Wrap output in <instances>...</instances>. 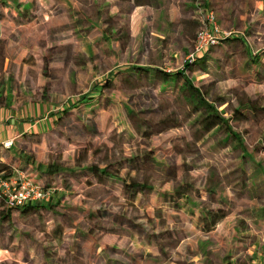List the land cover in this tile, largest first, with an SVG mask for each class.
I'll list each match as a JSON object with an SVG mask.
<instances>
[{"label":"crops","instance_id":"crops-1","mask_svg":"<svg viewBox=\"0 0 264 264\" xmlns=\"http://www.w3.org/2000/svg\"><path fill=\"white\" fill-rule=\"evenodd\" d=\"M192 1L151 0L149 6L136 8L140 10V27L143 29L146 25L153 26L152 35L155 37V46L159 51H166L177 37H180L184 44L188 37H192V30L199 26L197 20L190 17ZM259 1L264 3L261 0H255V6L258 4V8L262 9V4L259 7ZM3 2L6 5L0 7V165H10L12 158H18L11 166L12 175H15V172L20 170L17 166L20 164L19 158L24 155L19 148L22 141L30 144L33 135L37 133L36 137H40V143H45L40 145L43 148L48 147L45 137H48L51 124H54L53 129L69 125L62 126L56 122L62 119V112L69 107L52 114L51 118L48 117L49 112L45 104L56 101L59 97L63 99L65 96L51 89L52 83L41 76L42 61L47 59V66L50 68H66L70 72L73 86L79 84L81 65H84L80 58V55H83L82 50L94 51V49L109 48L114 43L111 40L105 43L99 40V36L104 34L106 28L104 21L100 23L102 29L97 30L93 23L85 18L82 19L81 15L87 11L93 14L96 10V13L94 12L96 15L113 11L117 8V2L115 0H3ZM258 16L256 23L248 28L252 34H255L258 25L263 24L260 21L264 18V11ZM91 24L94 29L89 31ZM43 25H46V28L42 30ZM26 34L34 36L30 44L25 43L23 46V38H26ZM142 34L140 33L141 36ZM233 39L240 40L241 43L228 41L230 46L223 42L222 48L209 49V51L212 49L216 51L225 63H229L231 72L226 76L216 72L213 75L206 74V80L202 82H194L182 71L171 68L162 70L164 66L162 61L154 60H147L148 62L141 68L146 71L140 72V80L145 83L149 81L155 84L160 83L158 91H162L161 95L173 100L171 106H168L173 110L183 109L181 123L176 117L174 121H178L172 122L170 128L173 146L169 150H158L175 158L163 160L138 157L140 173L157 174L163 182L166 180L167 185H161L159 188L144 185L145 191L140 193V197H137L135 201H129L121 182L125 181L124 173L135 172V169L120 172V179L95 176L87 184V177L80 171V168H84L87 164H81L79 159L76 161L78 163H75V158L62 157L60 162L64 163V167L68 169L65 180L57 179L60 175L46 173L44 175L49 185L61 188L60 183L64 182L65 189H58L56 192V189H51L50 186L47 189L49 194L46 201L29 209L9 210L0 207V264H137V262L140 264V254H143L142 259L151 255L153 258L160 259L163 254L140 251V248L130 244L131 240L138 244L141 238L144 244L145 240L150 239V243L161 244L172 241L178 233L183 235L179 245L195 240L197 237L212 236L213 239L219 240V243L229 241L230 250L226 257L233 261L230 264H241L244 258L247 261L243 264H264V158H257L248 151L246 137L250 130L243 127L246 131L243 134L244 148L237 151H233L231 147L224 144L226 134H223V130L215 129L197 140L189 131L193 117H188V113L197 98H204L210 103L212 99H219L223 107L229 105L236 97L237 103L233 109H237L247 99L264 94V85L252 78L251 69L248 68L253 61L264 62V51L257 54L256 58L250 56L251 59H246V42L241 36L230 38V40ZM66 47L70 51L69 60H66L64 55ZM241 50L245 54L238 55ZM94 54L84 53L88 65L95 64ZM125 71L129 70L115 74ZM29 73L35 74L36 77L33 79ZM163 74L166 76L165 80H163ZM94 76L90 75L92 81ZM34 80L42 83L40 90L37 89L40 97L38 95L36 97L41 103V111L45 112V116L39 121L31 122L30 105L18 110V102H11L8 105L4 100L7 96L13 99L18 96L27 99L31 96L32 90L25 85H33ZM106 80L114 81L118 80V77L111 75ZM225 82H229L226 87L230 95L228 97L219 92L220 85ZM248 83L259 89L245 93ZM191 86L196 88V93ZM43 90L44 95H42ZM145 90L144 88L140 91ZM93 95L95 96L96 93ZM94 96L85 98L93 101L99 99V102L104 105L102 114L113 119V113L117 114V104L108 98L101 101L100 94L97 97ZM238 96L240 98H237ZM182 99L186 100V104L180 106ZM77 101L76 104L72 103L73 107L76 106L73 111L82 100ZM163 102H169V100L164 99ZM190 104L191 108H189ZM113 105L115 109L112 108ZM244 112L249 113L247 109H244ZM50 120L51 124H49ZM248 123L257 122L250 120ZM71 124L81 127L75 123ZM117 131H120V134H117L114 139L118 141L120 137L127 139L133 136L132 126H122L117 128ZM6 143H12V145L4 148ZM82 143L73 142L74 147H80ZM119 143L122 142L119 141ZM76 144L79 145L76 146ZM194 146L195 148H191ZM96 147L97 144L89 151L92 153ZM49 153L51 154L50 150L47 151L46 158L36 157L43 170L54 160L50 158ZM58 153L61 152L58 151ZM244 156L246 158H243ZM120 161L122 160L118 162ZM88 162H91V158ZM79 163L82 167L76 165ZM68 164H72V167ZM97 180L110 192L116 203L108 202L105 207L91 209L86 207V200L74 202L69 206L68 211L75 215L77 220L72 224V228L67 230L60 214L54 212L59 208L67 210L62 207L63 202L68 201L69 193L66 189L81 193L94 187ZM133 185L138 184L133 183ZM125 205L137 208L136 215L132 217L124 215L120 211V206ZM218 209L223 210L220 211L222 219L211 231L201 232L199 224L205 213ZM114 215L124 221L119 224L121 220L114 219ZM155 215L159 220L166 221L170 227L168 231L160 234L153 231V234H149L151 225L147 223ZM127 222L135 224L136 228L142 226L145 232L140 233L138 229H129ZM152 224L157 225L158 222H152ZM122 241H124L123 244H121ZM134 259L136 263H133Z\"/></svg>","mask_w":264,"mask_h":264},{"label":"rangeland","instance_id":"rangeland-1","mask_svg":"<svg viewBox=\"0 0 264 264\" xmlns=\"http://www.w3.org/2000/svg\"><path fill=\"white\" fill-rule=\"evenodd\" d=\"M115 1L117 2V8L113 9V11H105L103 13H98L97 15L94 14V12L96 13V10L93 11V14L91 12L88 13L87 11V13L81 15V18H85L89 22L93 23L96 26L95 28L99 30V28L102 29L100 23H103V21L109 20L112 16L126 14L130 18L129 36L126 39H120L118 41L111 40L114 42L112 43V47L110 46L111 48L104 47L99 50L94 49V51L89 49L82 50L83 55H80V58H82L81 60L84 62V65H81L80 83L75 86H73L70 72L67 71L66 68H50L47 66V59L42 61L43 67L41 70V76H43L44 80L47 79L52 83L51 89H54L55 92H58L59 94L63 93L65 96V99H61L59 97L58 100L55 99L56 101H49L45 104V107L49 112V118L53 116L52 114H56L63 108L72 107V103L75 102L76 104V102H78L77 100H83L85 97L90 96L93 97L94 93H96L94 97H97L100 94L102 97L101 101H105V98H108L110 101L115 102L118 106L116 110L117 114L115 115L113 113V119L109 118V116L105 114H101L96 119V122L87 123L89 129L91 126L98 127L99 134L96 137L89 135L84 128H79L77 125H72L71 123H69L68 127H56L53 129L54 124H51L50 120L49 124H51L52 127H50L48 137H45V141H48V147L46 146L43 148L40 145L45 143H40V137H36L38 134L35 133L31 139L32 141H30V144L26 143V141H22L20 143L19 148L22 149L21 151L24 155L30 157L31 152V156L35 159L36 157L46 158L47 151L50 150V158H56L59 156L61 158L82 159V155L86 154L87 159L93 158L95 161H97V159L101 160V164L103 166L118 162L119 160L134 157L162 158L163 160L166 158H175L172 155H166L158 151L159 149L169 150L173 146L170 128L167 130L164 129L162 121L168 117L171 124L172 122H177L178 120L181 123L180 119L183 118V114H181L183 109L177 108V110H173L172 107L166 104H161V100L154 97L156 95V91H153V89L150 88L145 91L128 89L116 90L113 88L106 89V79L110 78L111 75L116 76V72L127 69H133V72L136 75L140 69L143 68V64L148 62L147 60H154L158 62L162 61L164 65H161L163 66L161 68L162 70L163 68H171L176 69L179 72L182 71L194 82H202L206 80V74L213 75L216 72H219L225 76L229 75L231 72V70H229V63H225L222 57H220V54L216 51L214 52L213 49L204 52V54L200 58H197L191 65L188 63V57L194 50L193 47L195 45L196 31L204 25L209 28L212 33L217 36V38H219V43L214 47V49L222 48L221 46L224 42L223 39L241 36L247 45L245 51L246 59H251L250 56L252 58H256L257 54L264 51V18L260 21L263 24L256 27L255 34L248 31L249 26L256 23L257 16L264 11V3L260 1L259 7L260 4H262V9L258 8V4L255 6V0H193L190 4V17L197 20L199 26H196L195 30H192L193 35L192 37H188L185 44L182 40H180V37H177L166 51H159L156 48L155 37L152 35L153 26L146 25L143 29L140 27V10L131 8L130 0ZM199 8L201 9V14L198 11ZM210 13L214 15V22L209 24L206 21V16ZM92 15L94 17H92ZM202 19L205 20L204 25L201 24ZM89 26V31L94 29L92 24ZM43 28H46V25L42 26V30ZM42 30L40 32H42ZM140 33H143L142 36ZM33 36V34H26V38H23L22 45L24 46L25 43L30 44L33 40ZM39 36L41 37V35ZM99 38V40L103 43L108 41L103 40L102 36H99ZM38 42L40 43L39 37ZM84 53L89 55L95 53V64L88 65V62L86 63L85 60L87 57ZM245 53L241 50L238 55ZM29 74L28 78H30ZM30 75L33 79L36 77L35 74ZM90 75H95L93 81L91 80ZM41 84L42 83L34 80L33 85H25V87L29 90H32L30 93L31 96L27 99H23V97L21 98L20 96L13 99L11 96H7L4 101L8 105L11 102H18V110L24 109L30 105L32 108V113L29 117L31 118L30 121H39L45 116V112L42 113L41 111V103L36 97L37 95L40 97V93L37 92V89L40 90L39 87ZM228 84L229 82L221 84V90H219V92L226 97L230 96L228 88H226ZM199 86L200 85H198V87ZM191 89L194 93L197 92L196 88L193 86H191ZM257 89L259 88L248 83L244 92L250 93ZM42 95H44V90L42 91ZM237 98H240V96ZM185 101L186 100L182 99L180 101V106L185 105ZM236 103L237 100L235 97L229 105L218 108L226 117H230L231 110L236 106ZM194 104H192V106ZM112 108L115 109V105H113ZM189 108H191V104ZM124 109H126V113H124ZM175 118L178 120L174 121ZM60 122L68 123L66 119L63 121L61 120ZM126 125L133 127V136L132 138L130 137L127 139L120 137L119 141L122 143H119L118 140L114 139L117 134H120V131H117V128ZM143 126L148 127V129L152 132V134L146 138L140 135V130ZM244 127L250 130L249 135L247 137L245 136L248 142V151L253 156L256 155L257 158H264V120L257 123L245 124ZM71 139L73 142H83L82 144H85L88 147V150L85 152L83 149V146L85 145H81V147H74L75 144L70 142L72 141ZM135 139H138L139 141ZM32 144H35L36 146L34 147ZM96 144L97 147L94 150H96L97 155L94 156L91 151H89V146H96ZM78 145L79 144H76V146ZM191 148H195V146ZM58 151L61 153L59 154ZM26 152H28L29 155L28 153L26 154ZM98 157L101 158L99 159ZM13 159L17 160L18 158H12V160ZM76 161L77 160H75V163ZM37 162L39 163L38 158ZM17 166L22 167L23 170L25 168V165L22 166L19 164ZM68 166L72 167V164H68ZM38 167L39 170L33 165L32 169L35 171L38 170L36 171L37 180L40 182L42 187L44 186V190L49 189L50 186L51 189L55 188L56 192H58V189H65L64 182L60 183L62 186L61 188L48 185V181H46L45 175L42 169H40L41 167ZM23 173L26 172L23 171ZM123 176L125 181L133 182L139 186L145 185V187L159 188L161 185H167L166 180L163 182V179H161L159 175L152 173L143 174L140 173V169L138 171L135 170V172L124 173ZM66 191L69 193L67 194L68 201H64L62 207L67 210L59 208L58 211L54 212L60 214L67 230H70L72 228V224L77 220V217L68 211L69 206L74 202L86 200V207L91 209L105 207L108 202L112 204L116 203V200H113L110 192H108L98 180L94 187L81 193L70 192L67 189ZM120 211L128 217H132L136 215L137 208L125 205L120 206ZM152 222H158V224L153 225ZM147 224L151 225L149 234H153V231L160 234L161 232L168 231L170 229L166 221L159 220L157 215H155L153 219H149ZM148 240H145L146 243L143 244L140 238L141 242L138 244H136V241L133 240H131L130 244H134L136 248H140V251L157 254L156 244L150 243V239ZM123 242L124 241H122L121 244H123ZM228 250H230L229 241L228 243H219V240L213 239L212 236L208 238L197 237L195 240L180 244L171 252L168 251L167 255H162L160 260H162V264H230V262L233 261L226 257ZM242 261L243 262H240L241 264L246 263L247 259L244 258Z\"/></svg>","mask_w":264,"mask_h":264},{"label":"trees","instance_id":"trees-1","mask_svg":"<svg viewBox=\"0 0 264 264\" xmlns=\"http://www.w3.org/2000/svg\"><path fill=\"white\" fill-rule=\"evenodd\" d=\"M264 2V0H261ZM151 3V0H130L131 8H140V7H146L149 6ZM6 5L3 0H0V7H4ZM129 22L130 18L126 14H119L116 16H112L109 20H105L104 24L106 25V28L104 30V34L102 35L103 40H122L126 39L129 36ZM86 31V30H85ZM224 43L228 44V41L241 43L240 40L233 39L230 40L228 38L223 39ZM100 42V41H99ZM230 46V45H229ZM64 55L66 60L70 59V51L66 47L64 50ZM248 67V66H247ZM251 70L252 78L257 81L260 84L264 85V62H261V60L253 61L252 64L248 67ZM134 70H129L122 72L121 74H116L115 77H119L118 80H107L105 81V88L106 89H128V90H141V89H153V91H156V95L154 97L159 98L161 101V104H166L171 106V100L169 97L162 96L161 92L158 91V85L160 83L155 84L154 82L149 81L148 83L143 82L140 80V72L146 71L144 69H140V71L135 75L133 72ZM166 78L165 74H163V80ZM164 99H168L169 102H163ZM195 104L192 106L191 110L188 113V117H193V121L189 125V131L190 134L194 137L195 140L201 138L207 133H210L211 131L215 129L223 130V134H226V137L224 139V144L228 147H231L233 151L241 150L244 148V140H243V134L246 133V131L243 129L244 124H246L248 121H254V122H260L264 120V94H259L255 97H252L250 99H247V101L244 103L242 102L237 109H233L230 117H226L224 113L218 108L221 107V103H219V99H212L211 103L205 100L204 98H197V100L194 102ZM76 107V106H75ZM75 107H69L68 109L64 110L62 119H58L56 122L61 123L62 126H67L69 123H75L78 125H81L82 128L87 131L89 135L92 137H96L99 134L98 127L91 126L89 129L87 126V123H93L96 122V119L99 115L102 114L103 111V103L99 102V99L97 100H91L90 98H84L79 105L77 106L76 110L73 111ZM244 109H247L249 113L247 114L244 112ZM64 119L67 120L68 123L60 122ZM162 124L164 125V129L171 128L172 124L168 117H166L165 120L162 121ZM152 134V132L148 129V127L143 126L141 128V136L142 137H148ZM85 145V144H80ZM94 146H89V150ZM83 149L85 152L88 150V147L85 145L83 146ZM93 155H97L96 150H93ZM21 155V154H20ZM19 162L23 166L25 165L24 170L22 167H19L21 172L25 171L26 173H31L32 175L37 177L36 171L39 170L40 163L37 162V160L33 157H26L24 155L20 156ZM99 159L101 157H98ZM243 158H246L245 156ZM80 160L79 162L81 164H87L84 168H80V171L82 172L83 176L87 177L86 183L89 184L90 180L93 179L95 176H110L113 177V179H120L119 174L122 171H131V170H139L140 169V158H129L124 159L116 164H112L109 166H102L101 160L95 161L93 158H91V162L89 161V158L87 159V155H82L81 158H75V160ZM61 157L57 156L54 158L53 162L48 163L44 170L42 168L43 173L49 174V175H60L58 176L59 180L63 181L67 176H65V173H68V169H66L64 166L65 164L60 162ZM15 161V159L12 160V163ZM12 163L10 165H0V174L2 178H9L12 176L13 169H12ZM78 163V162H76ZM79 167H82L81 164ZM38 170L32 169V166ZM41 167V166H40ZM76 175H78L76 173ZM55 178V179H56ZM122 181V180H121ZM48 183V182H47ZM124 193L129 199V201H135L137 197H140V193L145 191L144 186L136 185L134 186L133 183H126L124 180L121 182ZM49 185V183H48ZM44 188V186H43ZM30 207L34 206H27L26 209H29ZM10 210V209H9ZM220 211L223 210H213L206 212L205 215L202 218V221L199 224V230L203 233H207L211 231L215 225L222 219V215H220ZM116 220H121L117 215L113 216ZM124 221L122 219L119 224H121ZM129 229H138L140 233H144V229L142 226L136 228L135 224L131 222H127ZM177 236L175 238H172V241L167 243H156V250L158 253L167 255V252H171L172 250L176 249L179 246V240L183 237V235H180L179 233L176 234ZM140 264H162V260L158 258H153L151 256H147L146 259H142L143 254H140ZM133 263H136V260H133ZM139 264V262H137Z\"/></svg>","mask_w":264,"mask_h":264},{"label":"built area","instance_id":"built-area-1","mask_svg":"<svg viewBox=\"0 0 264 264\" xmlns=\"http://www.w3.org/2000/svg\"><path fill=\"white\" fill-rule=\"evenodd\" d=\"M198 11L201 14L200 8ZM206 21L209 24L213 23L214 15L212 13L207 14ZM201 24H205L204 19L201 20ZM218 43L219 38L209 28L205 27V25L197 29L194 50L188 57V63L191 65L204 52L215 47ZM11 145L12 143H6L4 148H9ZM48 194V191L43 189L37 177L31 173L16 171L15 175L9 178H2L0 176V207L17 210L27 206H35L44 202Z\"/></svg>","mask_w":264,"mask_h":264}]
</instances>
